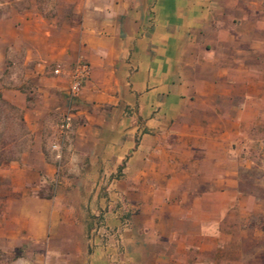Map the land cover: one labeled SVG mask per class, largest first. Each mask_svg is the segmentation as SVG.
Masks as SVG:
<instances>
[{"label":"crops","instance_id":"0c3cea01","mask_svg":"<svg viewBox=\"0 0 264 264\" xmlns=\"http://www.w3.org/2000/svg\"><path fill=\"white\" fill-rule=\"evenodd\" d=\"M2 28L30 86L0 170L11 264H264V0H54Z\"/></svg>","mask_w":264,"mask_h":264},{"label":"rangeland","instance_id":"374dc122","mask_svg":"<svg viewBox=\"0 0 264 264\" xmlns=\"http://www.w3.org/2000/svg\"><path fill=\"white\" fill-rule=\"evenodd\" d=\"M53 3L54 0H0V18L13 10L30 8L31 5H36L41 11H51ZM6 34L5 28L0 29V170L9 163V159H17L20 150L27 145L29 133L22 120V109L19 106L21 96L13 98L10 91L13 88H18L21 92L29 90L25 76L28 65L23 63L21 51L11 50L12 48L7 50V58L2 59V51L6 49L3 37ZM5 184L6 178L0 171V211L6 196ZM29 248L33 250L37 245H30ZM21 250L20 247L10 252L0 249V264H11Z\"/></svg>","mask_w":264,"mask_h":264},{"label":"built area","instance_id":"2783aa9c","mask_svg":"<svg viewBox=\"0 0 264 264\" xmlns=\"http://www.w3.org/2000/svg\"><path fill=\"white\" fill-rule=\"evenodd\" d=\"M60 72L59 67H55L52 69L53 74H58ZM88 76V66L84 61L76 60L73 62L69 72H68V80L66 86V96L68 101H72V99L77 95L79 88L81 86L82 81ZM72 119V113L69 108L62 111L55 123V133L56 140L50 144V148L55 152L56 158L59 157L61 140L66 134L70 122Z\"/></svg>","mask_w":264,"mask_h":264},{"label":"trees","instance_id":"16d2710c","mask_svg":"<svg viewBox=\"0 0 264 264\" xmlns=\"http://www.w3.org/2000/svg\"><path fill=\"white\" fill-rule=\"evenodd\" d=\"M26 100L28 101L29 100V96L26 94ZM13 159H9L7 162H10L12 161Z\"/></svg>","mask_w":264,"mask_h":264}]
</instances>
